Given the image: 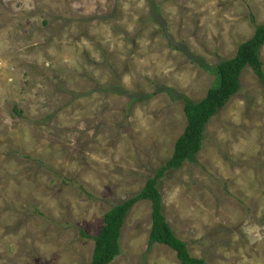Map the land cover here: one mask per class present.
Wrapping results in <instances>:
<instances>
[{"label": "rangeland", "instance_id": "rangeland-1", "mask_svg": "<svg viewBox=\"0 0 264 264\" xmlns=\"http://www.w3.org/2000/svg\"><path fill=\"white\" fill-rule=\"evenodd\" d=\"M263 24L264 0H0V264H90L106 213L171 158L183 97L215 83L196 59ZM206 127L157 182L163 214L207 264H264V77L245 69ZM151 226L140 201L110 264H182Z\"/></svg>", "mask_w": 264, "mask_h": 264}, {"label": "trees", "instance_id": "trees-1", "mask_svg": "<svg viewBox=\"0 0 264 264\" xmlns=\"http://www.w3.org/2000/svg\"><path fill=\"white\" fill-rule=\"evenodd\" d=\"M264 46V24L257 27L255 34L238 47L234 58L222 60L215 66L197 58L202 68L215 76V83L201 100L184 96V112L187 125L177 139L173 154L158 171L156 177L149 179L145 187L135 196L114 206L104 217V226L94 241V254L90 264H110L120 254V234L129 211L140 201L152 203V226L149 233V248L155 244L165 245L176 252L182 264H207L202 259L191 256L187 244L180 240L163 214V199L157 182L172 169H178L184 162H194L202 149L204 133L209 121L241 89V76L245 69L251 68L259 77H264L260 50ZM118 95V89H112ZM83 236H87L82 233Z\"/></svg>", "mask_w": 264, "mask_h": 264}]
</instances>
